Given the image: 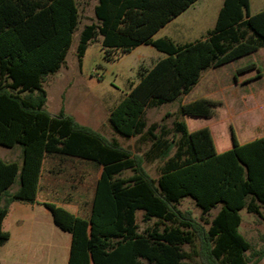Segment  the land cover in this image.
Here are the masks:
<instances>
[{
    "label": "trees",
    "instance_id": "1",
    "mask_svg": "<svg viewBox=\"0 0 264 264\" xmlns=\"http://www.w3.org/2000/svg\"><path fill=\"white\" fill-rule=\"evenodd\" d=\"M196 1L97 0L95 21L79 32L78 61L97 39L108 58L140 45L165 55L141 68L138 83L107 118L117 135L148 137V149L134 154L72 116L45 109L43 83L64 64L79 26L78 0H0V146H18L21 153L20 164L0 158V246L9 238L1 228L9 205L36 203L47 158L58 165L82 161L99 171L85 218L43 203L54 226L70 235L67 264H256L263 258L264 249L253 261L246 256L251 245L238 228L241 211L261 216L264 210V137L239 144L230 130L231 147L217 152L210 128L189 131L178 119L211 118L215 102L206 98L180 105L170 127L147 128V109L188 93L203 71L264 48V10L251 15L249 0H224L199 40L152 39ZM154 163L156 178L145 168ZM16 179L18 188L9 193ZM185 198L199 210L198 219L180 209Z\"/></svg>",
    "mask_w": 264,
    "mask_h": 264
},
{
    "label": "rangeland",
    "instance_id": "2",
    "mask_svg": "<svg viewBox=\"0 0 264 264\" xmlns=\"http://www.w3.org/2000/svg\"><path fill=\"white\" fill-rule=\"evenodd\" d=\"M96 2L97 0H78L79 26L73 33L64 64L56 73L48 75L43 83L47 95L45 109L51 114L62 112L70 115L79 124L90 127L107 139L115 138L122 147L134 154H143L149 146L148 137L124 138L117 135L112 131L107 118L110 110L128 93L130 86L138 83L141 68L150 69L165 56L151 46L140 45L129 53L112 52L108 58L97 39L88 44L81 61H78L76 48L79 32L84 25L95 21L93 10ZM216 2L217 0H204L193 5L161 28L152 39L167 37L179 44L201 39L205 31L214 26ZM250 65L255 68L245 72L247 74H236L241 67ZM249 74L255 75L250 83L235 84L236 76L244 79ZM200 98L215 102L211 118L179 116L178 119L185 122L189 131L209 127L217 152L231 147L230 130L239 144L264 137V48L203 71L197 84L188 93L159 107L147 109V128L152 125L170 127L173 120L170 115L175 114L180 105ZM8 149L0 146V156ZM157 166V163L145 165L153 178L158 176ZM51 168H55L54 172L48 174ZM57 168L62 171L56 174ZM98 175L99 171L86 162L73 160L58 165L57 161L45 158L41 166L38 197L55 205L63 204L62 199L68 194L75 200L89 198ZM123 175H130V171ZM45 176L57 178L60 191L44 192L42 186ZM17 184L16 179L8 192L11 193ZM70 184L74 189H69ZM180 209L199 218V210L188 198L181 202ZM136 216L138 224L143 226L142 213L138 211ZM240 216L242 222L238 231L250 243L251 249L245 254L253 261L255 257L251 255L264 249V210L261 211V216L248 214L244 210L240 212ZM47 233L48 250L56 255L49 264H67L70 235L54 225H50ZM256 264H264V256Z\"/></svg>",
    "mask_w": 264,
    "mask_h": 264
},
{
    "label": "crops",
    "instance_id": "3",
    "mask_svg": "<svg viewBox=\"0 0 264 264\" xmlns=\"http://www.w3.org/2000/svg\"><path fill=\"white\" fill-rule=\"evenodd\" d=\"M201 1L204 0H197L190 7L196 5ZM223 1L224 0H217V2L215 3L217 6V9L215 11V20L220 8L222 7ZM263 10H264V0H249V12L251 15L257 14ZM208 30L209 29H207L206 31ZM170 40L176 43V41H174L173 39ZM243 74H247V73H243ZM254 77L255 75L253 74H249L244 79H241L239 76L238 78L235 79V84L240 85L243 83H250ZM243 99L245 98L243 97ZM20 154H21L20 148L14 147L12 149H8L7 151L2 152V156H0V158L6 162H16L20 164L21 162ZM40 179L41 177L39 178L38 181L36 203L27 204L21 202H13L9 205L8 212L1 223L2 230L8 233L9 238L4 245L0 246V264H49L51 260H53L54 257H56L55 254L50 253L48 250L47 232L50 229V225H54V224L52 222L49 211L43 206V203H49V202L44 198L38 197V191H39L38 189H40L39 188ZM58 183L59 181L57 180V178L45 176L43 177L42 190L44 192L56 193L60 191L59 188H61L58 187ZM17 188H18V184L15 186L12 192L16 191ZM69 189L70 190L74 189V187L70 184ZM91 199L92 196H90L89 198L84 197L75 200L74 198H72V196L68 194L62 199L63 204L60 205L56 204V206H59L67 210L68 212H70L75 216L85 218L89 212V203ZM216 211L217 210L213 211V214H215ZM68 255H69V251H68Z\"/></svg>",
    "mask_w": 264,
    "mask_h": 264
}]
</instances>
